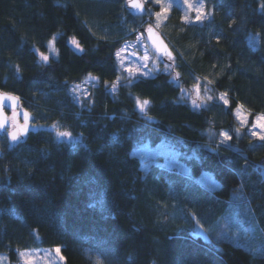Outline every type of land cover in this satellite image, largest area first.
<instances>
[{"label": "trees", "instance_id": "1", "mask_svg": "<svg viewBox=\"0 0 264 264\" xmlns=\"http://www.w3.org/2000/svg\"><path fill=\"white\" fill-rule=\"evenodd\" d=\"M125 1L0 0V89L23 98L34 124L15 141L0 131V252L11 263L21 250L60 245L66 264H264V140L247 132L264 113V0H201L213 8L203 21L174 5L163 33L171 70L124 77L112 93L123 75L117 49L155 20ZM52 38L57 55L42 61ZM88 75L98 83L78 103L72 86ZM198 78L211 99L197 105L185 91ZM162 140L187 170L135 153ZM204 171L220 186L198 181ZM251 222L259 234L249 246L224 233V223ZM198 223L211 239L194 234Z\"/></svg>", "mask_w": 264, "mask_h": 264}, {"label": "rangeland", "instance_id": "2", "mask_svg": "<svg viewBox=\"0 0 264 264\" xmlns=\"http://www.w3.org/2000/svg\"><path fill=\"white\" fill-rule=\"evenodd\" d=\"M147 1L148 0H145L146 12L148 13L149 11H153V14L155 16V20H153L152 23L147 24L156 26L157 29L165 35V22L171 8L174 5H178L181 7L182 17L186 21H196L195 17L197 15V9H202V12L204 14L203 18L200 21L211 17L213 14L212 6H208L201 0H188V3H185L184 0H163L162 5H156L157 9H154L153 7L148 9ZM189 4L191 5V7H189ZM161 7L168 8V11L157 18L155 13L160 12ZM185 17H187V19H185ZM148 18L149 17H147L146 19ZM133 31L135 32V38L133 40L125 41L124 44L116 51V57L119 66L123 71V75L121 74V76H119L109 84L108 88L112 93L118 90L119 84L124 82V77H126V80L130 82L133 78H136L140 75L153 76L158 71L169 72L171 70V61H164L162 59L161 55L155 50L154 46L146 39L144 31L135 27L133 28ZM73 38L75 37H70L71 43ZM75 40L77 41L76 38ZM50 41L52 42L51 46L49 45ZM50 41L48 42L47 51H39V57L42 61L45 60L41 58V53L48 57L47 61H49L51 57L57 55L55 39L52 38ZM72 45L76 49L81 48L80 44L79 48H77L73 43ZM117 53H119V55H117ZM145 56H147L148 58L144 59ZM202 82L204 83V85L202 84ZM97 83V77L88 75L87 79L84 82L72 86L73 96L75 100L78 103H81L85 98L90 97L91 84ZM207 85V82H205L203 79L198 78L192 84V89L186 90L185 93L193 98V102L195 104H205L209 100V97L211 98L210 93L206 88ZM221 96H224V99L228 101L227 96L224 93L220 94V100H222ZM139 101L141 102L139 104L140 112L143 114L145 112L147 104L143 105V107H141V104L146 100L139 99ZM222 101L224 102V100ZM25 113L26 111L23 108L20 110L10 111L12 122H15V124H13V126L11 125V127L8 129L10 135L11 133L15 132L17 134V137L19 136V125H23L29 128L33 127L34 124L29 120V115L27 121L25 120ZM235 115L239 124L241 126H246L249 119V111L243 105H238L235 108ZM257 117H264V113L257 114L254 117L253 122L248 127L247 132L250 136H254L253 132H255L257 133V135H255L254 137L259 138L260 135H264V127H262V125H264V120L258 122ZM222 133H226L227 137L225 135H222ZM220 137L222 140L226 141L228 138V132L226 130H222L220 132ZM135 153L145 161V165L151 162H155L162 166H168L171 168L176 167L180 169L183 168L184 170H187L184 168L185 165L182 161L180 150L174 145L173 142L169 140H162L161 142H158L156 144H153L150 141H144L136 147ZM197 180L211 188L220 186V181L215 178V176L210 171L202 172L197 176ZM248 207L249 206L244 207L246 210L244 211L247 213L249 211L247 209ZM240 223L238 225H233L232 223H230L229 227L226 223H224V233L235 244L249 246V240L254 238L256 234H259V231H257V224L251 222L248 225L243 224L241 226ZM246 226L248 227L246 228ZM194 234L201 235L207 239H211L209 231L200 223L197 224ZM57 248H60V252L56 251ZM21 253H24V255L22 256ZM65 262L66 259L60 245L21 250L19 252V258L14 263H11L6 252H0V264H66Z\"/></svg>", "mask_w": 264, "mask_h": 264}, {"label": "water", "instance_id": "3", "mask_svg": "<svg viewBox=\"0 0 264 264\" xmlns=\"http://www.w3.org/2000/svg\"><path fill=\"white\" fill-rule=\"evenodd\" d=\"M135 2L143 5V8H135L132 6L133 0H126L125 6L135 14H142L146 11L145 0H135ZM151 26L152 31L149 32L148 28ZM146 39L154 46L155 50L161 55L162 58L173 57V49L164 36V34L157 29L154 25L143 27ZM160 49H165L161 51ZM14 98V99H13ZM24 106L23 98L11 91L0 89V131L6 132L12 125V118L10 111L19 110ZM17 118V117H16ZM18 131L21 137H26L30 131L29 127L19 125Z\"/></svg>", "mask_w": 264, "mask_h": 264}, {"label": "snow or ice", "instance_id": "4", "mask_svg": "<svg viewBox=\"0 0 264 264\" xmlns=\"http://www.w3.org/2000/svg\"><path fill=\"white\" fill-rule=\"evenodd\" d=\"M152 2L155 3L156 5H162L163 0H152ZM184 2H185V3H188V0H184ZM132 6L135 7V8H140V9L143 8V5L140 4V3L135 2V0H133ZM189 7H191L190 4H189ZM261 10L264 11V3L261 4ZM167 11H168V8H166V7H161V11H160V12H156L155 15H156L157 18H159L163 13H165V12H167ZM203 15H204V14H203V12H202V9H197V15H196L195 19H196L197 21H200V20L203 18ZM185 19H187V17H185ZM148 31H149V32L152 31L151 26H149ZM51 43H52V42L50 41V42H49V45H50V46H51ZM72 43H73L77 48L80 47L79 43L75 40V38L72 39ZM160 50H161V51H164L165 49H160ZM117 55H119V53H117ZM41 58H42L43 60H45V61H47V59H48V57L45 56V55H43L42 53H41ZM147 58H148L147 56L144 57V59H147ZM17 70H19V69L17 68ZM13 99H14V98H13ZM209 99H211V98L209 97ZM221 99L224 100V103H225V104L228 103V101H227L226 99H224V96H221ZM137 103L140 104L141 102H140V101H137ZM147 103H148V101H144V102L141 104V107H143V105H146ZM24 118H25V120L27 121V119H28V114H27V113H25V117H24ZM261 120H264V117H257V121H258V122L261 121ZM262 127H264V125H262ZM60 135H68V134H67V133H60ZM222 135H225V136L227 137V134H226V133H222ZM253 135L255 136V135H257V133L253 132ZM11 138H12V140H14V141L17 140V138H18V137H17V134H16L15 132H14V133H11ZM228 138L230 139V137H228ZM259 138H260L261 140H264V135H260ZM56 251H57V252H60V248H57ZM21 255L23 256L24 253H21Z\"/></svg>", "mask_w": 264, "mask_h": 264}, {"label": "flooded vegetation", "instance_id": "5", "mask_svg": "<svg viewBox=\"0 0 264 264\" xmlns=\"http://www.w3.org/2000/svg\"><path fill=\"white\" fill-rule=\"evenodd\" d=\"M13 124H15V122H12V126H13Z\"/></svg>", "mask_w": 264, "mask_h": 264}]
</instances>
